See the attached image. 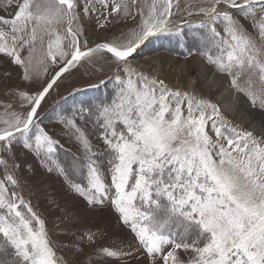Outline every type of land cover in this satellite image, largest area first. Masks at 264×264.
<instances>
[{"label":"snow or ice","instance_id":"obj_1","mask_svg":"<svg viewBox=\"0 0 264 264\" xmlns=\"http://www.w3.org/2000/svg\"><path fill=\"white\" fill-rule=\"evenodd\" d=\"M116 25L90 42V28ZM162 36L191 42L184 58L210 75L134 66ZM0 58L18 77L0 73V264H264V120L248 130L230 114L264 116V0H0ZM86 66L113 87L59 121L82 153L61 160L39 110ZM27 156L87 208L110 206L130 238L84 226L54 197L64 215L49 229L23 192Z\"/></svg>","mask_w":264,"mask_h":264},{"label":"rangeland","instance_id":"obj_2","mask_svg":"<svg viewBox=\"0 0 264 264\" xmlns=\"http://www.w3.org/2000/svg\"><path fill=\"white\" fill-rule=\"evenodd\" d=\"M181 2L183 4L184 0H181ZM118 30H120V25L114 26L111 32L107 33L103 31H93L90 28L88 33L89 40L91 42L111 38L113 33L119 34ZM180 46L184 48L179 50L182 52H177ZM191 46V42L185 46L172 37L162 36L154 38L150 43L139 50L133 60V65L139 70L150 72L151 75H156V71L159 70L164 77H168L172 81L175 80L181 66H186L192 75H196L199 65L202 64L199 57L193 55L188 59L184 58L188 52V47ZM170 50L171 52H169ZM172 50H175L176 53ZM143 60H148L146 61L148 63L143 65V67L136 64V62ZM153 63L155 64L153 65ZM172 69H177V71H172ZM3 72H11L13 82L18 80L16 69L6 60L0 58V73ZM112 74L113 73L106 71L103 79L107 80V77ZM100 80L101 76L87 66L74 69L69 74H66V77L63 78L59 87L49 95L39 110L42 126L49 132L54 140L59 141L58 154L61 160H71L73 156L82 158V153L78 150L77 145L65 135V130L59 121L66 114V109H61V107L58 108L57 104L59 101H63V104L71 107V109L79 107L80 103L83 101V97L86 95L85 90H88L89 96H92L91 94L95 93L94 91L97 89L98 92H103L106 89L105 87H109L107 86L108 84H112L111 81H107L106 84H101ZM3 93L4 88L0 86V96H3ZM54 105H56L57 111L56 108H52ZM233 121L242 128L251 130L250 126H245L237 119H233ZM80 127L85 130L92 142L96 141V133L87 122L81 121ZM19 152L20 150L17 149L18 154ZM21 163L22 165L24 163H30L34 173L32 175H26L27 183L22 182L24 195L27 199L31 200L35 210L46 219L49 229L54 228L53 221L57 217L64 215V213L57 210L52 203L51 198L54 197L62 208H67L74 203L84 226L106 230L109 237L118 235L125 240L130 238L127 229L117 223L116 215L113 213L110 206L106 205L102 209H89L82 201H76V198L70 196L62 178L55 172L48 173L45 168L41 167L40 161H37L31 156H27L22 157Z\"/></svg>","mask_w":264,"mask_h":264},{"label":"bare ground","instance_id":"obj_3","mask_svg":"<svg viewBox=\"0 0 264 264\" xmlns=\"http://www.w3.org/2000/svg\"><path fill=\"white\" fill-rule=\"evenodd\" d=\"M146 61H148V60H146ZM145 60H143V61H140V62H136V64L138 65V66H142L143 67V65H145L146 63H148V62H146ZM135 62V61H134ZM157 62V61H156ZM155 63H153V65H154ZM156 65H157V63H156ZM159 66V65H158ZM160 67V66H159ZM157 70V69H156ZM156 73H157V71H156ZM197 73H199L200 75H210V71L208 70V69H206L205 67H203V65L202 64H200L199 65V67H198V72ZM162 77H164L163 75H162ZM169 77H171V76H169ZM169 81H172L170 78H168V77H166ZM217 99H219V100H221L222 102H224L226 105H229V104H231V98H230V96H229V94L226 92L223 96H221V97H217ZM227 110V109H226ZM230 114H231V117H232V119H237L239 122H241L242 124H244L245 126H250V129L252 130L253 129V127H255L257 130L259 129V127H260V121L261 120H264V116H261L259 113H254L253 114V116H249L248 114H247V111L245 110L244 112H241L240 111V106L239 105H237V107H236V110H234V111H231L230 112ZM254 117H255V119H254Z\"/></svg>","mask_w":264,"mask_h":264},{"label":"trees","instance_id":"obj_4","mask_svg":"<svg viewBox=\"0 0 264 264\" xmlns=\"http://www.w3.org/2000/svg\"><path fill=\"white\" fill-rule=\"evenodd\" d=\"M181 48H184V47L180 46V48L178 49L177 52H182V51H179ZM172 51L176 53L175 50H172ZM169 52H171V50ZM107 86H109V87H105L106 88L105 91L98 92V89H97L96 91H94L95 93L91 94L92 96H89V94H88L89 92H88V90H86L85 91L86 95L83 97L82 100L83 101H97V100L104 99L110 93V91H111V89L113 87V84H108ZM60 107H61V109H66L65 113L67 112L68 109H71V107H68L67 105H64L63 103L60 104ZM87 123L93 128V131L96 133V130L93 127V125L91 124V122H87ZM93 144L95 145L96 141H94Z\"/></svg>","mask_w":264,"mask_h":264}]
</instances>
